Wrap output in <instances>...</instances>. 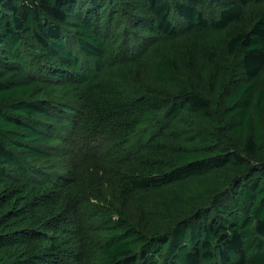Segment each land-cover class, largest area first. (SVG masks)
Wrapping results in <instances>:
<instances>
[{
  "label": "trees",
  "instance_id": "1",
  "mask_svg": "<svg viewBox=\"0 0 264 264\" xmlns=\"http://www.w3.org/2000/svg\"><path fill=\"white\" fill-rule=\"evenodd\" d=\"M0 264H264V0H0Z\"/></svg>",
  "mask_w": 264,
  "mask_h": 264
},
{
  "label": "rangeland",
  "instance_id": "2",
  "mask_svg": "<svg viewBox=\"0 0 264 264\" xmlns=\"http://www.w3.org/2000/svg\"><path fill=\"white\" fill-rule=\"evenodd\" d=\"M87 150L92 152V151H95L96 149L93 145H91V146L87 145L86 147L85 146L82 147V150L80 151V153L81 154L88 153Z\"/></svg>",
  "mask_w": 264,
  "mask_h": 264
}]
</instances>
